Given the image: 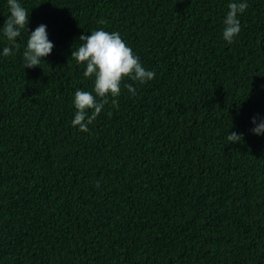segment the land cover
I'll list each match as a JSON object with an SVG mask.
<instances>
[{"label":"trees","instance_id":"obj_1","mask_svg":"<svg viewBox=\"0 0 264 264\" xmlns=\"http://www.w3.org/2000/svg\"><path fill=\"white\" fill-rule=\"evenodd\" d=\"M247 2L227 44L230 0H21L55 46L24 68L22 32L0 56V264H264V0ZM99 28L156 76L82 132L94 78L71 56Z\"/></svg>","mask_w":264,"mask_h":264},{"label":"clouds","instance_id":"obj_2","mask_svg":"<svg viewBox=\"0 0 264 264\" xmlns=\"http://www.w3.org/2000/svg\"><path fill=\"white\" fill-rule=\"evenodd\" d=\"M9 15L0 30L8 45L0 50V56L13 55L22 32H27L28 39L23 51L24 68H32L46 61L53 49L54 42L49 39L46 24L38 25L33 31H28L30 23L29 10L21 0H7ZM249 4L247 0H230L228 11L222 19V38L227 44H232L241 32L240 15ZM104 23L103 20L100 21ZM78 41L80 46L72 51V58L80 65L83 77L94 78L92 91L78 89L75 91L72 103L76 109L71 124L79 131L88 132L89 125L103 111L109 97L121 95V85L125 80L145 84L153 80L156 73L146 69L140 58L122 38L118 31H106L99 28L90 34H81ZM41 67V66H40ZM128 92L135 96L137 89L133 84L124 85ZM253 127L250 129L256 136H264V115L257 114L251 118ZM241 134L229 132V142H237ZM97 186H99L97 184Z\"/></svg>","mask_w":264,"mask_h":264}]
</instances>
